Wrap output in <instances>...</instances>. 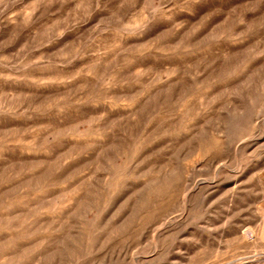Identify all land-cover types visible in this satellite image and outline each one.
I'll list each match as a JSON object with an SVG mask.
<instances>
[{"label":"rangeland","instance_id":"374dc122","mask_svg":"<svg viewBox=\"0 0 264 264\" xmlns=\"http://www.w3.org/2000/svg\"><path fill=\"white\" fill-rule=\"evenodd\" d=\"M0 264H264V0H0Z\"/></svg>","mask_w":264,"mask_h":264}]
</instances>
